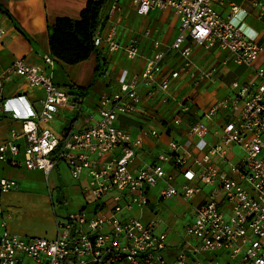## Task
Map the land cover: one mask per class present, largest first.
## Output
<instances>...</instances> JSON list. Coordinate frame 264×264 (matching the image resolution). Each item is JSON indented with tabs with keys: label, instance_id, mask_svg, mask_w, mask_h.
I'll return each mask as SVG.
<instances>
[{
	"label": "built area",
	"instance_id": "built-area-1",
	"mask_svg": "<svg viewBox=\"0 0 264 264\" xmlns=\"http://www.w3.org/2000/svg\"><path fill=\"white\" fill-rule=\"evenodd\" d=\"M221 1L130 0L139 15L172 9L177 34L170 43L152 40L156 51L145 57L141 72L123 71L118 88L100 96L97 120L84 128L60 132L47 127L58 110L74 108L76 102L73 93L54 81L51 54L43 55L42 65L16 58L0 71V120L17 123L0 139V164L40 171L45 178L63 164L79 181L81 194L91 198L88 210L85 200L82 208L54 216L55 234L50 237L11 233L9 215L0 209V264H264V67L255 69L258 82L233 80L227 94L209 103L199 117L192 111L194 92L202 82L213 81L216 72L213 66H196L194 47L226 51L245 66H252L263 48L231 20L237 5L221 12L215 8ZM257 4L264 12V0ZM105 5L109 16L118 0L101 3L94 47L138 56L136 37L120 44L112 24L102 27ZM4 34L0 26V41ZM171 52L181 62L165 72ZM12 80L17 96L42 91L30 116L9 115L4 93ZM141 85L144 96L138 91ZM155 103L174 105L169 123L185 127L179 137L169 138L163 153L136 163L143 139L168 128L141 127L134 134L117 119L145 121L154 114ZM16 189L15 179L0 176V197ZM195 195L200 197L192 219L168 242L171 228L162 226L156 202L173 196L189 201Z\"/></svg>",
	"mask_w": 264,
	"mask_h": 264
},
{
	"label": "crops",
	"instance_id": "crops-1",
	"mask_svg": "<svg viewBox=\"0 0 264 264\" xmlns=\"http://www.w3.org/2000/svg\"><path fill=\"white\" fill-rule=\"evenodd\" d=\"M87 1L0 0V26L5 29V34L0 41V71L16 58L23 59L28 65H42L43 55L51 54L48 45L49 26L58 17L78 19L80 11ZM257 2L258 0H222L215 4V8L221 12H225L231 3L237 5L238 11L231 16V20L239 25L247 35L259 42L263 48L252 66H245L242 63H235L226 51L194 47L192 60L196 66L206 68L205 64L211 63L208 66H213L216 69L214 80L202 82L200 86L217 83L223 87L225 95L228 85L233 80L259 81L255 69L259 66L264 67V12L259 8ZM107 7L108 5L103 7L105 22L102 27L106 28L108 24H112L120 44H126L130 39L136 37L139 55L128 58L122 50L109 52L103 47L92 52L86 60L72 65L54 57V81L59 87L61 84L67 85L66 90L73 93L71 99L73 102L76 101L74 108L58 110L54 118L47 124V127L55 131H66V128L69 130L84 128L95 122L98 118L95 107L100 96L118 88V78L122 72L126 71L128 75L141 72L145 57H151L156 51V48L152 46V40L170 43L177 34L178 19L172 9H154L145 15H139L130 0H118L117 10L108 16ZM146 30L149 35L143 36V32ZM97 57L99 58V69L95 72ZM180 62L181 59L176 53H169V56H166L165 72L177 68ZM183 81H186V78H183ZM78 87H87L81 101L75 100L79 92ZM138 91L142 96L145 95L146 90L142 85L138 87ZM17 93L15 80L6 83L4 97L9 115L15 118L30 116L38 108V99L43 95L42 91L26 90L20 96H17ZM150 102L144 101V104L148 106L151 104ZM202 106L204 107L205 104ZM159 107H161L159 103H155L154 114H151L145 121L124 116H119L117 119L118 124L130 129L134 134H137L141 127L158 129L160 132L165 128L164 126L168 128L158 137L143 139L140 158L136 159V163H139L140 160L150 161L153 157L163 153L169 138L179 137L178 132L185 127L184 125L181 127L171 125L170 120L166 118L163 111L159 110ZM164 108L175 111L174 105ZM192 111L195 115V107ZM200 114L201 112L195 117H199ZM14 120L11 118L0 120V139L5 135L9 125L17 126ZM9 168L14 167L0 164V172ZM33 172L42 173L40 171ZM79 184L78 181L77 188H79ZM54 234L55 227L50 236Z\"/></svg>",
	"mask_w": 264,
	"mask_h": 264
},
{
	"label": "rangeland",
	"instance_id": "rangeland-1",
	"mask_svg": "<svg viewBox=\"0 0 264 264\" xmlns=\"http://www.w3.org/2000/svg\"><path fill=\"white\" fill-rule=\"evenodd\" d=\"M208 65L211 63L205 64L209 67ZM60 87L68 88L64 84ZM194 93L196 115L209 103L223 96L224 89L217 83H211L199 86ZM77 97L81 101L79 94ZM159 110L164 112L168 120L175 114L174 110H166L164 107H159ZM236 151L240 153L239 150ZM0 176L11 177L18 183V189L1 195L0 209L9 215L6 221L7 230L20 236H50L55 227L54 216L62 217L68 212L82 208L85 206V200L89 203L86 204L87 210L91 205L90 196L81 194L76 187L78 181L69 174L63 164L59 165L58 170L55 168L51 171L47 178L42 173L19 168L4 169ZM199 197L200 195H195L187 201L179 196H173L160 203L156 202L154 210H158L163 221L162 226L168 225L171 228L168 232V242L172 243L177 234L183 233L184 224L192 219L193 205Z\"/></svg>",
	"mask_w": 264,
	"mask_h": 264
},
{
	"label": "trees",
	"instance_id": "trees-1",
	"mask_svg": "<svg viewBox=\"0 0 264 264\" xmlns=\"http://www.w3.org/2000/svg\"><path fill=\"white\" fill-rule=\"evenodd\" d=\"M102 2L103 0H88L80 11L78 19L58 17L49 26L48 45L53 57L72 65L86 60L92 52H96L92 37L99 24L98 15ZM98 69L99 58L97 57L95 72ZM86 88L78 87L80 97L84 95Z\"/></svg>",
	"mask_w": 264,
	"mask_h": 264
}]
</instances>
